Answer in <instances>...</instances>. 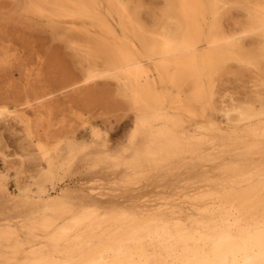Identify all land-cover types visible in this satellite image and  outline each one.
I'll return each instance as SVG.
<instances>
[{"label": "rangeland", "instance_id": "rangeland-1", "mask_svg": "<svg viewBox=\"0 0 264 264\" xmlns=\"http://www.w3.org/2000/svg\"><path fill=\"white\" fill-rule=\"evenodd\" d=\"M84 1L0 0V264L46 262L62 249L50 240L62 226L69 238L91 223L102 235L145 221L191 228L231 193L242 203L264 192V62L245 60L263 45L264 24L252 20L251 0H224L202 22L201 39L209 21L220 39L239 34L241 58L200 93L161 79L159 59L142 52L172 24L184 27L179 0ZM97 51L146 68L159 107L132 105ZM37 171L52 179L45 191Z\"/></svg>", "mask_w": 264, "mask_h": 264}, {"label": "bare ground", "instance_id": "bare-ground-1", "mask_svg": "<svg viewBox=\"0 0 264 264\" xmlns=\"http://www.w3.org/2000/svg\"><path fill=\"white\" fill-rule=\"evenodd\" d=\"M94 1L95 0H93V2ZM223 2L224 0H179V5L183 13V16L181 17H183L182 19L185 22L184 27L180 29L178 25L175 26L172 24V26L167 27V34L165 32L163 37L159 36L160 39H158V41H156V38L154 39L153 34V36H150V38H153L156 42L153 44L151 43L152 45L149 46H143L144 51L142 52H144V55L148 59H159L160 64L153 63V65H156V70H158L160 73V78L162 76L166 81L173 84L185 82V88L183 89H188L186 88V84L190 83L195 88L192 89L194 91L196 90L197 93H200L201 89L203 88L202 84L204 83H202V81L204 79L207 80L211 73L216 71V73H218V70H220L227 62H229L230 59L241 58L239 51V40L236 42L238 43L239 47L234 42L237 36L240 37L239 34L234 36V41L233 39H231L232 41H229L230 38L225 40L226 38L223 39V37L222 40L220 37H218L220 36V34L217 33V29L219 28L216 26V29V27L212 23L211 25L209 21V31L205 37L201 39L204 34L201 30L202 22H205L204 20L208 16L209 18L210 16L213 17L212 19L214 20V16L217 14V10H219L218 8L220 5H222V7L224 6ZM120 3L121 1L119 4ZM247 3L253 7V10H249V12L252 11V20L263 25L264 0H251ZM127 9L128 8L124 10L127 12ZM94 10L96 11V9ZM120 12L119 14H121ZM168 12H170V10ZM246 12L248 13L247 10ZM123 15L125 16L124 13ZM128 15L130 17V14ZM60 17H62V14ZM167 17H170V14ZM131 18L134 22L135 18ZM173 19H171V22ZM136 20L135 23L137 22ZM139 26L140 25H138V27ZM258 26V28H260V25ZM250 29L253 31V28ZM262 29L260 31L263 32ZM244 31L243 34L245 33ZM145 32L142 33L145 34ZM252 33H254V31ZM142 35L143 34H141V36ZM243 36L241 33V37ZM252 36L254 35L252 34ZM260 36L262 37L263 41H261L263 42V45H261L260 49H257L255 55L253 54L250 56L249 52L247 51L251 58L246 56V63L248 61H252L251 63L254 61L255 63L260 61L264 62V34L262 33ZM201 42H204L207 45L209 51L206 53V56L203 57L198 56L197 53V46ZM127 49L130 50V48ZM97 52V55H105L106 60L103 63L105 70L107 72H111L117 81L122 83H119L122 86V95L128 99L132 105L145 110H156L159 107L160 101L155 92V86L153 83L154 80L151 81L152 79H149L146 68H142L143 64H141L142 67H139L140 65H132L131 60H127L125 58L120 59L121 57L116 52ZM203 52L205 54V48ZM241 62H244V60ZM254 64L253 66H256ZM90 67L94 69L93 66ZM105 70L103 69V71ZM100 72L101 70L98 71L99 75ZM105 75L103 76L102 74L103 77H107L109 74ZM109 77L111 76H108V78ZM181 85L179 86L181 87ZM184 86L182 85V87ZM174 88L176 89L177 87ZM203 91H205V89ZM200 100H202V98ZM36 145L38 144L36 143ZM45 172L40 173V175L38 174V171L36 173V175H39L38 180L36 178L38 181L37 183L40 185L38 186L42 187L43 191H45V184H51L52 182L51 177ZM239 199L240 197L237 196V194L231 193L229 196H227V198H224L221 202H219V207L214 210L215 214H213L210 220H207L205 224L200 226L197 225L196 227L191 228L185 227L186 224L184 227L177 225V227L174 228L155 226L151 225L150 223H146L145 221L127 225L125 229H120L118 231H108L102 235L94 233V231L97 230L98 225L91 223L88 225L86 230L82 232L76 231V234L72 238H69L70 228L62 226L54 230L50 237V240L54 246L56 248L61 247L62 249L56 252L55 256L49 257V259L47 258L48 260L45 259L46 262L39 264H264V192L259 194V192L256 191L254 195H251V200L244 201L242 203H240ZM182 222L183 221H181V223ZM151 223H153V221ZM79 238H84V240L89 245L86 247V249L82 250L76 248V243Z\"/></svg>", "mask_w": 264, "mask_h": 264}]
</instances>
